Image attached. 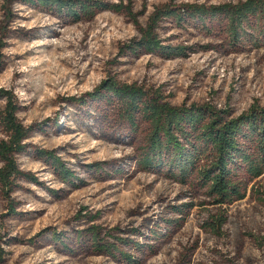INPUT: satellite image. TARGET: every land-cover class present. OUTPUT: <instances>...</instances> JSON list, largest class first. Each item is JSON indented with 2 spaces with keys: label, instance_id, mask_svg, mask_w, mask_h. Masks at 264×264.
Listing matches in <instances>:
<instances>
[{
  "label": "rangeland",
  "instance_id": "obj_1",
  "mask_svg": "<svg viewBox=\"0 0 264 264\" xmlns=\"http://www.w3.org/2000/svg\"><path fill=\"white\" fill-rule=\"evenodd\" d=\"M243 1L0 0V144L8 106L24 132L14 173L0 176V264H264V174L237 163L244 198L220 205L195 169L174 177L168 153L144 168L149 120L136 111L129 122L104 89L131 85L226 119L264 108V15L236 41L224 14L195 13ZM145 32L162 49L146 51Z\"/></svg>",
  "mask_w": 264,
  "mask_h": 264
},
{
  "label": "trees",
  "instance_id": "obj_2",
  "mask_svg": "<svg viewBox=\"0 0 264 264\" xmlns=\"http://www.w3.org/2000/svg\"><path fill=\"white\" fill-rule=\"evenodd\" d=\"M35 1L42 6H57L63 8L66 0H26ZM84 11L92 9L88 1L79 2ZM96 7L98 3L95 4ZM107 7V6H103ZM117 10L116 5L108 6ZM197 14H224L227 18V27L232 40L238 41L239 30L249 16L261 18L264 15V0H245L237 4H222L203 10L197 8ZM128 14L132 15L128 10ZM137 25V20L133 18ZM49 26V25H46ZM38 35L44 29L34 28ZM54 31V30H53ZM27 33H30L27 31ZM51 34H56L53 32ZM146 33L143 48L152 52L162 49L158 41ZM172 53V52H171ZM108 94L120 101L127 114L128 121L133 122V112L139 111L149 120L152 126L150 146L144 154L141 164L144 168L157 167L162 162L164 153H168L170 169L174 177H185L192 169L197 171L199 179L207 188V193L215 198L217 204H231L244 198V193L238 182L232 179V171L237 163H240L246 174L251 179L259 178L264 174V108L252 106L246 113L238 117L226 119L220 113L207 108L183 110L169 106L167 102L159 98H148L142 90L131 85H118L111 81L104 88ZM10 108V110H9ZM6 130L10 133V140L0 144V157L7 161L8 171L0 176L3 180L14 172V165L8 157L14 151L22 149L20 138L24 135L23 128L15 122L14 107L8 106L2 117ZM193 131L194 141L189 142L190 150L184 153L183 147L177 138V134L186 135V129ZM203 147V148H202ZM209 151L208 156L207 153ZM206 156L205 164L198 163ZM167 157V156H166ZM62 167L61 164L57 165ZM63 177L70 175L68 170H62ZM218 226L224 222L223 219Z\"/></svg>",
  "mask_w": 264,
  "mask_h": 264
}]
</instances>
